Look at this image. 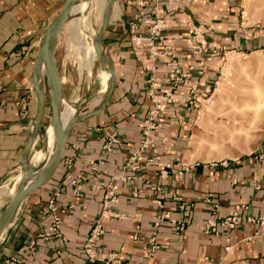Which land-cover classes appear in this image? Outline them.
Segmentation results:
<instances>
[{"label": "crops", "instance_id": "1", "mask_svg": "<svg viewBox=\"0 0 264 264\" xmlns=\"http://www.w3.org/2000/svg\"><path fill=\"white\" fill-rule=\"evenodd\" d=\"M243 1H110L101 43L103 58L114 72L109 98L98 113L90 114L103 102L110 80L97 60V77L104 72L107 80L106 91L101 96L96 92L100 104L72 124L53 176L24 198L5 232L0 264L16 256L20 264H103L87 261L83 245L102 213L107 186L115 179L118 195L109 210L125 218L102 220V234L93 242L99 255L115 253L123 264H264L262 228L246 221L264 215V138L248 153L215 162L192 160L182 145L193 117L189 110L198 103L187 106L179 100L184 94L198 100L210 92L219 70L211 61L215 55L264 52V24L246 22ZM64 2L0 0V206L12 196L9 179L20 172L22 178L20 156L38 113L33 63L47 24ZM102 2L101 15L106 0ZM158 98L161 111L154 124L159 118V161L146 164L154 153L138 148L144 121ZM111 135L117 143L106 152L103 145ZM42 140L39 135L31 152L42 149ZM92 162L100 164L96 172ZM161 170L166 171L164 177ZM122 177L128 179L120 181ZM70 178L78 181L77 187ZM153 186L161 187L162 209ZM208 193L218 206L217 220L239 213L234 229L203 232L212 208L204 200ZM175 196L192 205L181 233L171 223L182 219L181 201ZM50 198L58 207L59 235L43 238L51 221ZM161 211L170 212L171 221L161 222L155 238L158 249L147 258L144 250ZM31 241L32 255L26 248Z\"/></svg>", "mask_w": 264, "mask_h": 264}, {"label": "rangeland", "instance_id": "2", "mask_svg": "<svg viewBox=\"0 0 264 264\" xmlns=\"http://www.w3.org/2000/svg\"><path fill=\"white\" fill-rule=\"evenodd\" d=\"M245 1V0H244ZM242 2L241 11L243 12L244 18L246 22H258L259 24H264V0H249V4L252 9H249V13L246 15L245 10V2ZM90 1H86L84 6V14L90 8ZM251 12V14H250ZM87 14V13H86ZM79 13L73 14L70 16L69 20L78 16ZM96 10L91 12V20H92V28L95 31V35L93 36V40L97 37V33L99 31L101 20H97L96 17ZM72 17V18H71ZM102 17V15H101ZM68 25L67 23L61 28L60 32L58 33V38L56 40L55 45V62L56 67L58 70V74L60 77L61 87H62V95L65 99H73L76 103V115L80 117L85 113L94 110L100 103L96 99V92L98 90V71L99 66L97 64V58L95 62H92L89 67V72H86L85 68V60L83 58V63L79 60V55L77 51L78 46H74L75 41H71L70 35H68ZM69 37V38H68ZM68 41V42H67ZM72 42V43H70ZM76 43V42H75ZM70 44V45H69ZM73 46V47H72ZM232 56H238L240 61L244 64V71L248 74H244L242 71H239L236 63H233L229 66L230 59ZM76 57V58H75ZM213 61L216 65H218L219 70L217 73L216 83L211 88L210 92L206 95H203L201 98L199 97L198 100L193 97H189L188 94L182 95L181 99L179 100L182 103H187L194 105V101L198 103L197 108L195 110H189L190 113H193L192 121L188 125V134L185 137L183 142V150H187L189 154L191 141L193 139V134L196 131H201L199 128V116L201 110L203 108L207 110V104H210V100L212 96L215 94L217 95V90L222 92H228L236 99V104L239 106L238 111L236 112V116L240 113H251V111L245 107H241L242 101L241 98L243 96H249L251 94V90L255 84L261 86L264 91V52H256V53H248L247 55L244 54H236V53H220L215 55ZM80 64V65H79ZM83 67V68H82ZM229 69V70H228ZM228 71V72H227ZM230 71V72H229ZM109 87V86H108ZM40 88L42 91L43 99H44V116L42 120V126L39 135L43 137V131L49 125L50 119V96L49 90L45 83L44 76L40 78ZM248 93L244 95V93ZM211 111V110H209ZM216 117V116H215ZM249 138L246 142V146H241L237 143H233L230 146L232 150V154L241 153V152H250L253 148L264 138V120H261L259 123H255L252 125V128L248 131ZM249 147L250 151H245L242 148ZM190 155V154H189ZM227 157L231 156H221L220 158H209L207 159L210 162H215L220 159H226ZM191 159V158H189ZM194 157L192 158V160ZM198 161H207L200 158H195ZM222 160V161H223ZM6 201L1 203L0 211L4 208Z\"/></svg>", "mask_w": 264, "mask_h": 264}, {"label": "bare ground", "instance_id": "3", "mask_svg": "<svg viewBox=\"0 0 264 264\" xmlns=\"http://www.w3.org/2000/svg\"><path fill=\"white\" fill-rule=\"evenodd\" d=\"M85 3L86 1H81L72 8L70 16L77 12L79 13V15L71 20L68 19L66 23L68 25V35H70L69 40L76 42H74V46H78V58L82 63V60L84 58V64L86 68L85 71L90 73L89 67L92 63V60L96 57L93 40L95 31L91 26V12L93 10H96L95 17L98 20L101 15V6L103 2L102 0H91L90 8L84 14ZM249 9L252 8L249 4V0H246V15L249 13ZM233 63H236L239 71H242L244 74L248 75L244 71L245 66L240 61L238 56H232L229 62V66L231 64L233 65ZM41 76H43L42 68L40 69V78ZM98 80L99 87L97 93L101 96L107 88V80L104 72H102L98 76ZM247 94V92L244 93V95ZM235 100L236 99L234 98V96H232L228 92H218L217 90V95L214 94L212 96V99L210 100V104L206 105L207 110H205L204 108L203 110H201L199 116V128H201V131H196L193 134V139L190 143L191 147L189 151L191 158L194 157L207 160L209 158H220L221 156L233 157L235 155L232 154V150L230 149L231 144L237 143L241 146H246V142L248 141V138L250 136L248 131L252 128V125L255 123H259L261 120H264V91L258 83L253 86L251 94L248 97L243 96L241 98V101L243 102L241 107L249 109L251 113L244 112L236 116V112L238 111L239 106L236 104ZM76 111V103L73 101V99L67 100L62 95L60 103L58 105V117L62 125H64L71 117L75 116ZM47 135L48 140L46 142ZM44 140L45 149H35V151H32L29 157V160L34 165H38L44 157L51 154L55 149L56 138L50 123L45 128ZM242 149L245 151H250L249 147H244ZM20 179L21 172L9 179L13 180V184L9 190L11 195L14 194L16 186Z\"/></svg>", "mask_w": 264, "mask_h": 264}, {"label": "water", "instance_id": "4", "mask_svg": "<svg viewBox=\"0 0 264 264\" xmlns=\"http://www.w3.org/2000/svg\"><path fill=\"white\" fill-rule=\"evenodd\" d=\"M81 1L90 0H65L64 4L57 12V14L49 21L47 27L42 35L40 44L38 46L37 54L33 63V73H32V88L38 104L37 117L33 122L31 128L30 138L24 147L20 156V167L22 169V178L17 185L14 194L11 196L8 203L2 209L0 215V248L3 246L8 226L16 219L21 204L24 198L30 194L33 190L39 188L43 184L47 183L53 176L60 160L63 156L66 142L69 137L70 128L74 122L77 120H82L87 118L90 114L98 113L105 105L109 98L110 91L113 85V69L108 62L105 61L101 53V43L102 37L106 25V16L108 7L111 0H106L103 11H102V21L97 33V37L94 40V46L96 51V58L102 69L109 72L110 80L109 87L104 96L103 102L99 105L97 110L90 114H85L83 116L71 117L64 125L59 120L58 117V105L62 97V87L60 82V77L55 62V45L58 33L64 26L66 21L70 18L72 8ZM104 63L107 64V68H104ZM43 70V76L45 78V83L49 90V104H50V119L49 123L52 126L55 138L56 146L54 151L44 157L38 165H34L29 160L31 155V149L36 144L44 116V99L42 91L40 88V69ZM45 130L43 131V147L45 149L44 140Z\"/></svg>", "mask_w": 264, "mask_h": 264}, {"label": "built area", "instance_id": "5", "mask_svg": "<svg viewBox=\"0 0 264 264\" xmlns=\"http://www.w3.org/2000/svg\"><path fill=\"white\" fill-rule=\"evenodd\" d=\"M166 50H170V47H166ZM210 58H206V61H209ZM177 72V71H175ZM180 78H177V81H179ZM180 83V81L178 82ZM165 97L170 98V95L167 93H164ZM154 103V109L152 115L144 121V126L142 128V140L140 142V146L138 148L139 151L144 150H151L154 153V158H150L146 160V164H152L154 161H159V155L157 154L158 151V145L157 141L159 140L158 133L156 131L157 127L160 126V119L158 118V122L154 124L155 118L157 117L158 111H161L160 108V100L159 98L153 102ZM22 105V104H21ZM23 107V105L21 106ZM117 140L114 135H111L107 142L103 145V149L106 152H110L112 145L116 144ZM99 163H102V161L99 160ZM97 163L92 162L90 164V168L93 172L97 171L98 168ZM157 166L162 167V164L157 162ZM136 168V167H134ZM180 173V172H179ZM166 175L165 170H161L160 176L164 177ZM128 177H122L120 178V181H126ZM70 184L74 187H77L78 181L75 179H69ZM151 190L154 194H156V204L157 206L162 209L163 203H162V192L160 186H153L151 187ZM74 195H77V190H73ZM118 195V185H117V179H115L112 183H109L107 186V190L103 196L102 201V213L99 215L98 219L95 221L93 228L91 229L89 233V237L85 241L83 245V253L87 261L89 262H96L100 261L103 264H123L121 260L116 256L115 253H107L103 256L99 255L96 251L93 242L102 234L103 228H102V220L104 218L108 217H115V218H125L123 215L116 214L114 212H110V206L111 204L116 202ZM175 200L181 201L179 197H174ZM213 196L211 193H208L205 195L204 200L206 203L211 204V212L209 214V217L205 220L203 224V232L206 234H218V228H224L226 230H232L234 229L240 220V215L237 211H232L227 217L221 220H217L216 218V209L217 204L212 201ZM73 206H70L69 209H72ZM179 209L182 211V219L178 221H171L170 220V212L168 211H161L154 219L152 224V231L150 233V237L148 239L147 246L144 250V256L149 258L153 255V253L158 249V245L155 241L157 230L163 220H169L171 223L175 226L176 232L181 233L185 228V222L186 219L189 217L190 212L192 210V205L188 202L181 201L179 205ZM58 207L56 206L54 199L50 198L48 201V212L51 215V221L48 227H46L41 236L43 238H47L52 235H59L58 233V226L60 224V219L57 216ZM247 222L250 223H256L262 228V234H264V215L259 218H247ZM139 229V226H136V230ZM138 235H134L133 239L137 240ZM28 251L30 252V255L34 253L35 249V243L31 241L28 246L26 247ZM21 259L19 256L9 258L5 261V264H20Z\"/></svg>", "mask_w": 264, "mask_h": 264}]
</instances>
